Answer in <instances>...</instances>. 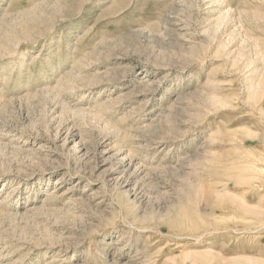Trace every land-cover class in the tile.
<instances>
[{
  "label": "rangeland",
  "instance_id": "374dc122",
  "mask_svg": "<svg viewBox=\"0 0 264 264\" xmlns=\"http://www.w3.org/2000/svg\"><path fill=\"white\" fill-rule=\"evenodd\" d=\"M0 264H264V0H0Z\"/></svg>",
  "mask_w": 264,
  "mask_h": 264
}]
</instances>
